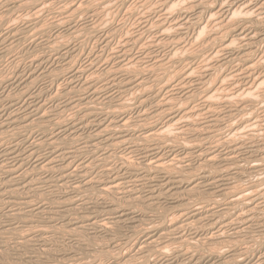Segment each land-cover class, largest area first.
Returning <instances> with one entry per match:
<instances>
[{
    "label": "bare ground",
    "instance_id": "bare-ground-1",
    "mask_svg": "<svg viewBox=\"0 0 264 264\" xmlns=\"http://www.w3.org/2000/svg\"><path fill=\"white\" fill-rule=\"evenodd\" d=\"M132 2L0 18V264H264V0Z\"/></svg>",
    "mask_w": 264,
    "mask_h": 264
},
{
    "label": "rangeland",
    "instance_id": "rangeland-1",
    "mask_svg": "<svg viewBox=\"0 0 264 264\" xmlns=\"http://www.w3.org/2000/svg\"><path fill=\"white\" fill-rule=\"evenodd\" d=\"M1 1H2V2H5L6 0H0V5L2 4ZM11 1H12L13 3H15L16 1L18 2L19 0H14V1H13V0H9V1L7 0V2H9V3H7V4L5 3V4L8 5V4L11 3L9 6H6L5 4H4V5L2 4L5 8L2 7V5L0 6V8H2V10H0V15H1L0 18H1V20H2L7 14H9V13H7L8 10L10 11L9 8H11L12 5H14ZM140 1H141V0H136V1H133V2H132V0H131L132 4L135 3L134 5H135V6H138V8H139V5H140V4H139ZM226 1H227V0H222V3H225ZM56 2H57L58 4H57V3L55 4V6H54L55 9L58 8V7H60L61 4H59V3L61 2V0H56ZM137 2H138V3H137ZM57 5H58V6H57ZM10 6H11V7H10ZM5 9H6V10H5ZM7 9H8V10H7ZM4 11H5V12H4ZM2 13H3V14L5 13V14L2 15ZM10 14H11V12H10ZM19 14L21 15V13H19ZM11 15H14V17H15V16H16V12H14V13L11 14ZM17 16H18V14H17ZM17 16L13 19V21H12V20L10 21V22H13V23L16 24V25H14L13 23H11V24H12L11 26H14V27H15V26H16V27L21 26V27H18V28H19V29H21V28L24 29L26 26H24L23 24L21 25V21H20V19L17 18ZM2 17H3V18H2ZM45 17H46V16H45ZM49 19H51V18L48 17V19H47V17H46V20H47V21L44 19V20H43V25H41V24H42V22H41V23H40L41 26H40V25H39V26H40L41 28H44L45 25H47L46 22L49 21V22L51 23V20H49ZM107 19L110 20V18H107ZM107 19H106V20H107ZM1 20H0V21H1ZM14 20L17 21V22H15ZM18 20H19L20 22H19ZM109 20H108V21H109ZM131 21H132V22H131ZM131 21L128 23L130 26L127 24V25H126L127 28L122 29V33H123L122 35H126V34H130V35H131V34L134 33V31L137 32V33L140 31V27H139V25H138V22H136V20L134 21L135 23L133 22V20H131ZM10 22L8 23V25H10ZM18 22H19L20 25H18ZM44 24H45V25H44ZM118 24H119V25H118ZM48 25H49V24H48ZM116 25H117L118 28H119L120 25H121V22H118V23L113 24V27L117 28ZM47 27H48V26H47ZM136 27H137V28H136ZM119 29H120V28H119ZM132 29H133V30H132ZM127 30H128V31H127ZM136 30H137V31H136ZM138 30H139V31H138ZM207 30H208V29H206V30H204V31H207ZM131 31H132V32H131ZM208 32H209V31H207L206 33L204 32V33H203V34H204L203 36H206V35L208 34ZM124 33H125V34H124ZM205 34H206V35H205ZM127 36H128V35H127ZM147 37H148V36H147ZM36 40H37V39H36ZM64 40H66V39H64ZM64 40H63V41H64ZM6 44H7V43H6ZM23 44H24V46H22ZM23 44H21V46L18 45V47H17L16 44L12 45V46H13L12 48L15 49V51H14L12 48H10V49H12L13 51L9 50L8 53L5 54V56L3 57V59H4V58H5V59H4V60L2 59L3 61H1V64H0V68H1L0 71L3 69V70L0 72V73H1V74H0V78L6 80V79H8V76H9V78H10V75L13 76V74H14V73H11V74L8 73L9 71L11 72V70H12V71L14 72L16 68H17V69L19 68L18 70H23V68H26V67H27V65H28V62L26 63V61H28V59L26 60L27 55L24 56V53H22V52H23V47L27 46V43H23ZM25 44H26V45H25ZM14 47H15V48H14ZM21 47H22V50H21ZM18 49H19L20 52L18 51ZM10 51H11V52H10ZM16 52H17L20 56H19V55H16V54H17ZM24 52H25V51H24ZM10 53H11L12 55H11ZM15 53H16V54H15ZM20 53L23 54V55H21ZM26 53H27V52H26ZM184 54H185V53H182L181 55H179V56H177V57H178V58H179V57H183ZM9 56H10V57H9ZM16 56L19 57V58H17V61L19 60L18 62L15 61V60H14V61L11 60L13 57H15V58H13V59H16ZM22 57H23V59H22ZM8 58H9V59H8ZM10 58H11V59H10ZM20 58H21V59H20ZM6 59H7V60H6ZM24 59H25L26 61H25ZM5 60H6V61H5ZM11 61H12V63H13V62H16V63H15V66H14V63H13V64L11 63ZM21 61H22L23 63H21ZM24 61H25V62H24ZM2 63H3V65H2ZM17 63H18V64H17ZM19 63H20V64H19ZM11 64H12V65H11ZM21 64H23V65L26 64V66L22 67L23 65H21ZM1 65H2V66H1ZM16 65H20V66L16 67ZM11 67H13V68L15 67V68L13 69V68H11ZM4 71H6L8 74H7L6 72H4ZM2 73H4L5 75L7 74L5 78H4V74H2ZM2 79H0V80H2ZM3 89H5L4 91L6 92V95L9 93L10 90H11V91H10V93H9L8 95L11 96V95L13 94V91H12L11 88H10V90H9L8 88H3ZM262 89H263V88L260 87L258 90H256V93H257L258 91L260 92V93H257L258 96H260L259 94H261V93L263 92ZM7 92H8V93H7ZM11 92H12V93H11ZM1 100H3V99L0 97V102H1V103H0V104H1V106H0V107H1L0 110H2V109L5 108V107H4L5 103H4V101H1ZM2 102H3V103H2ZM234 102H235V100H234ZM2 105H3V106H2ZM0 133H1V132H0ZM1 134H2V133H1ZM0 136H1V135H0ZM8 140L10 141L9 138H6V140L4 139L2 142L0 141V142H1L0 145L3 144V143H4V144H5V143H8V142H9ZM0 151H1V148H0ZM0 166H1V165H0Z\"/></svg>",
    "mask_w": 264,
    "mask_h": 264
}]
</instances>
